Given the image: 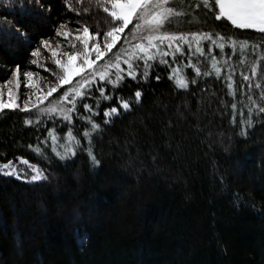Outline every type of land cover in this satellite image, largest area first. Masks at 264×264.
I'll use <instances>...</instances> for the list:
<instances>
[{"label":"trees","instance_id":"1","mask_svg":"<svg viewBox=\"0 0 264 264\" xmlns=\"http://www.w3.org/2000/svg\"><path fill=\"white\" fill-rule=\"evenodd\" d=\"M176 19L171 31H211L260 47L247 50L245 63L239 50L221 53L209 42L202 45L205 56L185 45L186 54L167 57V64L145 69L140 61L135 80L125 75L117 87L93 84L70 123L52 117L28 125L26 112L0 114V163L24 158L47 177L27 183L0 175V264H264V113L248 112L249 95L264 107V34L216 21L202 6ZM62 23L103 33L111 21L94 0H0V84L16 66L44 74L30 53L42 52L44 39H59ZM211 56L221 61L219 78L203 75L212 71ZM253 61L252 80L261 89L241 78L252 75ZM175 68L187 88L175 83ZM229 72L235 96L226 86ZM123 101L130 109L120 108ZM112 107L119 113L105 116ZM53 129L61 156L73 132L80 141L75 156L56 155L48 137Z\"/></svg>","mask_w":264,"mask_h":264},{"label":"snow or ice","instance_id":"2","mask_svg":"<svg viewBox=\"0 0 264 264\" xmlns=\"http://www.w3.org/2000/svg\"><path fill=\"white\" fill-rule=\"evenodd\" d=\"M29 2L31 3V0ZM36 2L39 5V0ZM77 2L82 3V0H77ZM94 2L110 18L111 23L107 25V30L101 33L97 27V30L92 32L86 24H80L76 29V34H73L72 31L66 30L67 23L59 24L55 29V35L62 37L71 50L60 51L62 45L57 43L53 47L48 39L40 42L42 47L48 50L52 63L58 69V71L51 72L55 80L50 81L45 90L34 82L37 73L24 72L25 86L31 91L25 94L22 103L18 102L20 101L21 70L19 66H16L10 73L11 78H7L5 83L0 85V114H3L5 110L35 111L37 118L35 120L27 119L25 122L28 125H32L34 122L39 123L43 116L51 117L53 115H58L63 120L71 122L72 113L76 111L77 100L83 99L93 84L107 81L117 87L125 79V75L135 80L139 74L137 72L139 65L136 61H142L145 69L151 67L150 62L158 61L161 64H167V57L171 56L175 59L177 54H186L185 45L193 55L205 56V49L202 45L204 42H209L221 53H224L226 47H230L233 53L239 50L241 56L244 57L240 62L245 63L247 50L251 47L253 52H256L260 47L256 44L249 45L247 40L232 39L226 34L221 35L211 31L176 32L169 30L170 26L179 23L176 18L189 15L193 7L200 8L202 6L213 13L214 20H226L236 29L253 30L264 34V0H198L195 4L192 3V0H94ZM43 10V6H41V11ZM84 11L86 12L88 9L85 8ZM134 21L135 23H133ZM129 25L133 27L126 35L125 30L129 28ZM19 35L23 37L24 33H19ZM134 40L138 42L133 43ZM77 44L80 45L79 49H77ZM118 45H120L119 48H117ZM114 49H116L115 52H113ZM211 51L212 49H209V52ZM30 54L37 58L31 61L33 65L44 67L39 61L41 57L39 48ZM106 57L108 58L105 59ZM260 59L264 60V56H261ZM101 61L104 62L100 63ZM255 63V61L252 62L251 76L241 73V78L248 82L249 89L253 87L261 89V85L252 80V76L257 73ZM220 64V60L211 56L212 71H206L203 75L209 76L214 73L217 78L221 77L223 69ZM223 64L228 65L229 60H224ZM122 65H126V68ZM188 66L194 69L196 76L202 75L200 67L196 64L190 63ZM147 75L148 72L144 71V78H147ZM172 76L179 88L184 89L189 86V82L181 73L180 68L173 69ZM226 81L227 89L230 90L229 94L235 96L232 72L227 74ZM65 85H71V87L65 88L54 101H49V98ZM5 89H7L6 94ZM100 94L104 96L103 88H100ZM134 95L136 101L139 102L142 93L136 91ZM259 96L264 100V89H261ZM104 98L110 99L108 96H104ZM248 99L249 103L253 104V107L248 108L249 114L253 111L264 113V107L255 106L250 95ZM46 101L49 103L44 106ZM66 104L71 107H64ZM231 107L235 109L236 103H233ZM83 108L92 112V106L87 103L83 104ZM122 108L128 110L130 104L123 101ZM117 113L118 109L112 107L104 115L110 117ZM86 119L91 123L93 130L99 128L98 124L91 122V117H86ZM248 123L251 122L248 121ZM83 135L87 138L91 134L86 131ZM48 137L53 144V151H56L59 138L55 129L48 133ZM66 141L67 144L60 145L64 155L61 156V153L56 151V155L61 156V159L69 155L75 156L76 150L73 148V144L80 145V141L71 130L67 132ZM34 151L40 153L41 148L37 146ZM89 155L93 162L99 163L95 156L91 155L90 149ZM18 163L31 170L32 175L27 178L29 183L47 179L44 172L29 160L20 158ZM23 172V168L18 170L17 165L11 161L0 163V175L22 179L24 178Z\"/></svg>","mask_w":264,"mask_h":264},{"label":"rangeland","instance_id":"3","mask_svg":"<svg viewBox=\"0 0 264 264\" xmlns=\"http://www.w3.org/2000/svg\"><path fill=\"white\" fill-rule=\"evenodd\" d=\"M66 30H70V31H72L73 32V34H76V30H73V29H71V28H67ZM170 30V29H169ZM126 35L128 34V33H125ZM129 39H131V37H129ZM133 43H137L138 41H132ZM52 45H53V47H55V45L57 44V43H60L61 45H62V48L61 49H59L60 51H69V50H71V49H69L68 48V45H67V42L62 38V37H59V39H57V40H55V41H51L50 42ZM122 43H123V40H122ZM120 47V45H118L117 46V48H119ZM80 48V45L79 44H77V49H79ZM116 51V49H114L113 50V52H115ZM109 55H111V54H109ZM41 62L40 63H42L43 65H44V67H38V68H41V70L40 71H43L44 72V74L43 73H37V75L34 77V82L40 87V88H43V89H45L46 90V86L48 85V83L50 82V81H54L55 80V78L51 75V72H54V71H58V69H56V66L52 63V61H51V59H50V53L48 52V50H46V49H44L43 48V51L41 52ZM108 57H106L105 59H107ZM49 60V61H48ZM50 62L51 64H52V66L50 67V66H47L46 64V62ZM104 61H101L100 63H103ZM138 62H140V61H136V63H138ZM122 67H125L126 68V65H122ZM256 67V66H255ZM257 68V67H256ZM45 69H48V70H45ZM34 73H36V72H34ZM24 73H21V87H20V89H19V96H20V101H18V102H21L22 103V101L24 100V98H25V94L26 93H28V92H30L31 90H29V89H27L26 88V86H25V78H24V75H23ZM43 78V79H42ZM78 79V78H77ZM5 83V82H4ZM4 83H2V84H4ZM2 84H0V85H2ZM73 84H75V81H73ZM68 87H71V85H65L64 86V88H61L60 89V91L59 92H57V93H54L53 94V96L52 97H50L49 98V101H54L63 91H64V89L65 88H68ZM5 91V94H6V92H7V89H5L4 90ZM5 98H6V95H5ZM33 99H34V97H33ZM49 101H46L45 102V105L44 106H47V104L49 103ZM64 107H71V105H64ZM120 108H122V103L120 104ZM123 109V108H122ZM125 110V109H124ZM27 114H28V119H33V120H35L36 118H37V113L35 112V111H31V112H26ZM118 113H119V109H118ZM113 115H116V114H113ZM52 117H55V118H58V119H62L60 116H58V115H53V116H51V117H49V116H43V117H41L40 118V121L41 120H43L44 118H52ZM63 120V119H62ZM39 121V122H40ZM63 121H65V120H63ZM65 122H68V121H65ZM35 123V122H34ZM68 123H70V122H68ZM19 159L20 158H18L17 160H15V161H11V162H13L14 164H16L17 165V167H18V170H19V168H23L24 169V172L22 173V176L24 177V178H22V179H19V180H21V181H25V182H27V183H29L28 182V177H30V175H32V173H31V170L30 169H28V167L27 166H25V165H19V163H18V161H19ZM24 159V158H23ZM36 165V164H35ZM36 167H38L39 168V166L38 165H36ZM2 176H4V175H2ZM8 177H13V176H8ZM15 178V177H14ZM17 179V178H16ZM39 182V181H38ZM32 183H36V182H32Z\"/></svg>","mask_w":264,"mask_h":264}]
</instances>
